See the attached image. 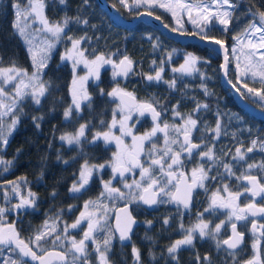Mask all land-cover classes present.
I'll return each instance as SVG.
<instances>
[{
  "label": "trees",
  "instance_id": "trees-1",
  "mask_svg": "<svg viewBox=\"0 0 264 264\" xmlns=\"http://www.w3.org/2000/svg\"><path fill=\"white\" fill-rule=\"evenodd\" d=\"M109 1L116 5L125 16H132L142 10L141 7L125 9L116 0ZM43 2L44 14L50 22H61L65 17L73 19L70 20L65 32L61 34L63 39L57 41L47 67L43 71L42 78L48 82V91L42 97L39 107L36 108L27 101L21 109L20 107L19 110L14 109L18 112L19 123L8 136L7 145L0 144V154L5 157V161H11V164L2 163L0 167L1 187L12 188L8 182H16V177L19 175L26 177L29 181L42 172V176L32 184L37 207L26 211L25 215L38 220L33 223L34 226L41 225V220L47 219L57 230L63 220L75 218L80 198L85 196V193H72L69 189L78 178L85 161L88 164L98 163L108 156L109 149L100 141L93 143L92 138L95 132L104 131L107 123L112 119L115 103L106 93L115 86L133 93L139 101L154 102L157 110L164 114L168 112L164 108L173 105H177L180 112L186 114L191 112V108L196 107L197 103L206 104L208 107L200 109L196 115L198 117L207 114L212 119L211 123L206 119H200L203 124L201 127L209 126L210 128L215 124V119L220 118L221 135L215 142L213 150L224 162H230L233 165L236 175L227 179L228 175L219 162L208 163L211 168L210 176L216 177L215 180H208L209 188H214L226 179L230 187L236 189L240 183L236 176L246 170L247 164L264 163V151L260 149H254L251 153L246 152L245 161L233 160L237 147H241L243 151L251 147L254 139L264 141V120L251 115L236 104L229 88L221 82L222 60L213 49L189 41L178 42L147 21L137 22L130 27L118 26L96 0H88L87 4H84V0H66L65 4H61L59 0H43ZM15 3H18L19 7H24L29 4V0H0V68L15 64L18 68L31 71L32 61L27 48L22 37L13 29L15 15L13 4ZM233 3L236 7L231 10L232 19L228 25V31L216 32V36L222 37L227 45L233 41V37L242 25L252 20L259 21L255 13L264 11V0H233ZM150 11L158 15L168 26H173L166 12ZM76 17L81 20L86 19L88 23H77L74 19ZM186 31L190 33V30ZM68 37L73 39L87 37L81 41V48L89 59L103 54L116 61L122 55H126L134 61L135 67L125 80L114 79L109 67L102 69L99 79L90 78L86 89L88 93H92L91 101L82 107V115L77 114L73 107L71 117L62 127V113L72 104L70 82L73 67L70 60H61L66 50L71 48ZM188 53L199 58L195 70L190 74L173 72V68L184 64ZM162 61L163 79L148 81L145 76L154 75L155 71L161 67ZM83 70L80 68L79 72ZM173 79L176 80V87L169 88L166 82ZM101 89L104 91L103 96L100 94ZM205 89L208 95L205 94ZM243 96L257 105L249 96L245 94ZM34 116L43 117L38 121L39 128L33 122ZM10 117L11 114L8 115L11 121ZM101 121H104L103 125ZM80 122L88 125L81 144H66L65 147L63 146V151L57 150L54 145L50 155L46 157L51 130L54 131L55 137L64 131L74 133ZM57 153L64 155L60 160H65L67 163L58 160L60 156L58 159L55 158L54 155ZM252 173L264 178V169L254 168ZM6 191L9 196L13 193L11 189ZM204 200L206 197L200 192L194 199V207L197 208ZM71 204L76 206L69 210ZM150 216L155 223L139 225L133 235V245H136L140 252V264H177V261L172 260L168 255L167 247L181 235L182 231L179 227L181 223L185 228L188 227L197 220V214L186 217L177 213L172 214L171 221L166 226L160 222V219L166 216L160 208L155 209ZM144 217L147 219L148 216ZM226 234L227 230L223 229L220 239ZM196 237L194 246L184 247L178 251V264H197L196 256L203 258L205 254L211 257L212 264H244L256 254L249 243L250 236H247L246 242L237 250L235 258L225 251L218 252L215 241ZM117 251L115 257H112L113 264H136L132 249L122 247ZM259 252L260 259L264 261V237H262Z\"/></svg>",
  "mask_w": 264,
  "mask_h": 264
},
{
  "label": "snow or ice",
  "instance_id": "snow-or-ice-1",
  "mask_svg": "<svg viewBox=\"0 0 264 264\" xmlns=\"http://www.w3.org/2000/svg\"><path fill=\"white\" fill-rule=\"evenodd\" d=\"M59 2L61 4H65L66 0H59ZM87 3L88 0H84V4ZM118 3L124 8L130 7L128 0H118ZM212 3L216 5V9L214 11L206 4L201 6L198 3H183L181 0H176L175 4H159L158 6L164 7L168 11H173L175 7H179L181 10L188 11L190 18L192 10L195 9L203 23H198L197 19H192L191 22L196 28H199L201 33H205V35L201 36V39L209 38L212 43L219 45L220 48L224 50L225 64L221 65V67L227 69L229 58L225 42L213 37H207L205 29L210 28L212 26V21L216 20L220 25H223V31H228V25L232 19V12L230 9H234L236 5L233 3V0H212ZM141 4L147 5L151 8L157 6L158 0H132L131 7H138ZM13 8L15 9V22L13 23V29L20 37L24 38L25 42L28 44V51L32 59V66L34 70L29 73L26 69L18 68L15 64L8 68H0V142L5 145L8 143V136L12 134L16 125L19 123L18 112L14 111V109L19 110V102H21L26 96H31L34 103L39 105L41 103V98L46 95L48 91V82L43 81L41 77L50 59L48 53L55 46L56 40L63 39L61 34L65 32L70 20L73 19L65 17L61 22H50L44 15L45 4L43 0H35V2H33V0H29L28 9L23 10L28 13L27 16H22V10L20 9L18 3L13 4ZM148 14L151 15L150 12ZM173 15L175 16L174 11ZM254 15H258L259 24L253 22L244 30L242 36L233 37L236 44L241 47L238 49L234 46L232 49V55L237 60V83H240V76H246L250 73L253 79L258 77L261 85L264 86V51H260L261 49H264V11H258ZM33 16H35L39 23L43 25V31L50 33L51 37L54 38L53 42L47 43L46 49H41L42 54L39 57H37L36 52L33 50L31 40L26 34V28ZM74 19L77 23H88L86 19L81 20L79 17ZM157 19H159V17H157ZM68 39L71 41V48L66 50V53L61 56V60L73 61L74 76L72 80V87L70 88L72 104L66 108L63 113L65 119H69L71 117L73 107L76 112H79L81 110L82 102L91 101V96L85 87V82L89 77L99 79L100 69L105 64L112 65L114 69V77L121 75L127 76L130 72H132L134 65V61L126 55L119 61L118 64L103 54L97 55L93 59H89L84 50L81 48V41L87 39V37H81L80 39L68 37ZM244 46L247 47V51L244 50ZM238 51L242 53L245 59L244 69L242 72L240 71L241 58L237 55ZM257 57H259V59H257ZM198 59V57L188 53L185 56L184 64H181L178 68H173L172 71L175 73L190 74L193 70H195V65ZM81 63L88 70L86 76H78L75 74L76 66ZM163 72L164 67L162 61L161 67L155 71V74L146 75L145 78L148 81H161L163 79ZM166 83H168L169 88L176 87L175 79L167 81ZM12 85H14V88L10 92L7 88ZM233 86L235 87V85ZM243 87L247 88V92L249 94L258 97L261 102H264V87L257 90L255 88L247 87L246 83ZM237 91H240V89L238 88ZM100 94L101 96L104 95L103 89H101ZM205 94H209L207 89H205ZM107 96L113 98L114 100H118L119 103L116 108L113 109L112 120L107 124V129L105 131H97L93 135L92 142L95 143L102 140L105 145L114 143L116 151L113 153L112 160L104 164L89 165L88 162L85 161V163L81 166L78 180L73 182L69 191L72 193H80L82 189L89 184L94 170H102L106 167H111L113 179H115L118 175L124 181L123 187L128 189V191L124 192L120 188L113 187L112 180H101L104 189V191L100 193L101 197L107 194L108 197L113 200H128L129 203L142 201L147 205H155L161 202L158 199V196H169L172 202L182 205L185 209H188L190 207L193 190L197 187L205 188L206 180L216 179V177L209 175L211 168L206 169L202 164L192 169L190 180L184 172H179V174H177L179 167L182 164V155L186 153L188 156H192L194 151L199 150L203 145V138H201V143L193 142V132L198 129V121L193 117L200 109H206L208 106L206 104L197 103L196 108L193 109L191 113L182 115L178 111L177 105H173L174 116H179L183 123L181 125H170L165 122L161 125V111L157 110V105L154 102L149 100L137 101V98L132 93L126 92L119 87L113 88L107 93ZM261 106L264 107V103H262ZM9 114H11V122L10 124H7L3 117ZM145 115L151 116L153 127L150 131L144 133L143 135L137 136L133 132L134 125L129 122L133 120L134 117H143ZM117 116H119V119ZM32 119L35 126L39 128L40 124L38 121L42 120L43 117L34 116ZM101 124L103 125L104 121H101ZM117 127L120 133L119 135L113 132V129ZM87 128L88 125L86 123L81 124L74 133H65L60 137V139L69 145H79L82 142V138L85 137ZM207 130L215 134L213 137L214 139L218 138L221 135L220 121L217 120L215 128ZM157 133L163 134L164 145L162 148H158L153 142V137H156ZM172 133L176 134L174 138L171 135ZM126 136L131 137V145L127 144L125 141L124 137ZM181 137H183V139H181ZM145 142L152 143V147L147 151L150 161L147 163V166H145V162L141 159L142 154L145 153ZM173 145H178L179 150H176ZM257 147H259L261 151H264V141L254 139L251 142V147H248L243 151L241 147H237L235 149L233 160L245 161L246 152L251 153ZM17 151H19V149ZM225 155H227V153ZM200 157L201 159L207 158V160L212 161L213 164L219 162L229 176L236 175L233 171V165L230 162H224L221 157L215 154L212 147H207V151L200 152ZM0 163L11 164V161L0 160ZM155 167H158L159 172L161 173L159 178L153 175ZM137 168L140 170L141 181H149L146 185L135 179L132 183H128L126 181L125 173L132 172L133 169ZM254 168L264 169V163L247 164L246 170L239 176H236L238 181L246 182L243 186V191L233 192L229 186L225 184L223 191L227 193L226 196L220 195L219 191L213 193L211 203L204 211L210 212L216 209L227 210L225 220H221L213 227L211 226L210 221H205L202 218L203 213H198V222L193 226L185 228L183 223H181L180 230L183 233L182 238L176 240L167 247V252L172 260L177 261L178 264V251L184 247L194 246V240L197 238V233L200 239L207 238L215 241V247L218 252L225 251L229 256L235 258L236 252L242 245L245 235L243 232L238 230V222L247 221L249 217L264 218V204L257 202V197H259L260 200H264V182H262L264 181V178L252 174V169ZM173 181H176L175 194L166 191L168 185L172 184ZM8 183L12 185V192L19 197V203L13 206L15 210L24 209L26 207L31 208L34 206L36 199L35 193L29 191L27 197H25L20 192L18 182L9 181ZM246 194L251 197V201L241 206L239 204V200ZM53 195H55V193H53ZM7 198L8 193L5 192V199ZM98 203L99 198L97 201H86L84 204L85 210L80 213L79 217L71 225H66L63 229L65 239H68L71 247L67 248L64 252L56 253V258L63 261L64 264H89V253L87 251L88 241H91L95 245V252L98 254L99 264H109L107 253L110 251L112 235L109 230V235L103 240L102 245L97 241L95 234L104 227L101 223L103 217H97L94 212L89 211L91 207L96 206ZM6 211V208L0 207V220L4 219V213ZM121 211L125 217V224L123 227H119L120 213H117V231L120 233V240L124 241L130 239L129 233L132 230V225L135 224L136 221L133 219L127 206H125ZM82 222L87 223V229L84 231L81 239L76 240L75 238L68 237L66 235L69 228L77 229L81 226ZM148 223L150 224L151 221ZM164 223L167 225L169 220L166 218ZM228 225H230L231 228V235H229L226 239H220L222 230ZM44 228H48L47 221L45 222ZM55 231L56 229L54 226L51 228V231L41 230L36 233L32 242L38 244L47 236L52 235ZM251 231L254 235L259 231L260 237H264V224L258 225L257 220L252 219ZM60 239L59 235L55 237V240L57 241ZM0 245L6 246L9 252H14L18 249L21 257H31L32 260H39L40 264H46L45 257L38 256L36 252L32 250L30 244L20 238L19 232L17 231L14 223L0 225ZM12 246H14V248ZM259 246L260 238L257 237L252 245L256 254L251 260L247 261L246 264H264V261L260 259ZM132 254L136 264H140V252L135 246L132 248ZM196 261L197 264H212L211 257L208 254H205L203 258L197 255ZM5 264H24V261L9 257L5 261Z\"/></svg>",
  "mask_w": 264,
  "mask_h": 264
},
{
  "label": "flooded vegetation",
  "instance_id": "flooded-vegetation-1",
  "mask_svg": "<svg viewBox=\"0 0 264 264\" xmlns=\"http://www.w3.org/2000/svg\"><path fill=\"white\" fill-rule=\"evenodd\" d=\"M110 68V67H109ZM111 69H113V67H111ZM92 93H89V95L92 98ZM107 94V93H106ZM110 98V97H109ZM42 99V98H41ZM114 103H115V108L117 106V104L119 103L118 100H114L113 98H110ZM30 102L33 104L34 107H39V105L35 104L34 101L32 99L29 98L25 99L24 102L22 104H24L25 102ZM85 103H88V101H84L81 103V109L84 106ZM22 106V105H20ZM21 108V107H20ZM196 107L194 106L192 109H195ZM166 111H168L166 114H164L163 112H161V117H160V123L161 125H163V123L167 122L170 125L171 124H175V125H181L183 123V121L180 119L179 116H174L173 114V106H169V107H165L164 108ZM65 111V110H64ZM159 111V110H158ZM178 111L180 112L179 108ZM191 111V112H192ZM189 112V113H191ZM64 113V112H63ZM62 113L61 119H62V127L65 126L67 119L64 118ZM83 114V110H80L79 112H77V114ZM182 114V112H180ZM188 112L186 114H182V115H187ZM113 116V114H112ZM117 118L119 119V116H117ZM195 119H197L198 121V129L195 130L193 132V142L194 143H201V138H203V145L201 146V148L199 150H195L194 154L192 156H188V154H183L182 155V164L179 167V171L177 172V174H179V172H184L186 174V176L189 178V180L191 179V172L193 168L198 167L199 165H203L205 168L208 166V161H206V163H201L199 162V160L201 159L200 157V152L203 151H207V147H212L214 146L215 142L218 140V138H213L214 137V133L211 131H208L207 129H212L215 128L217 120H220L219 117H217L215 119V124L212 125V127L208 128L207 127H201V125L203 126V124L201 123L200 119H206L208 120L209 123H211V119L212 117L205 114L202 116H198L196 115V113L194 114ZM112 120V119H111ZM111 120L108 122L110 123ZM107 123V124H108ZM130 124L134 125L133 127V132L139 136V135H143L144 133L150 131L153 127V121L151 119L150 115H145L143 117H134L133 120H131L129 122ZM35 124V123H34ZM40 124V123H39ZM81 124H85V122H80L78 124V128ZM221 124V123H220ZM56 125V123L54 124V126ZM107 129H104V131ZM113 132L117 135H119V130L118 127L113 129ZM68 133L67 131L62 132V134H59V136L55 137L54 131L51 130L49 138H48V145H47V152H46V157H48L51 153L52 148L55 147L57 148V150L59 151H63V146L65 147V145L67 143H65L64 141H62L60 139V137L65 134ZM96 133V132H95ZM173 136V138L175 137V133L171 134ZM155 138L158 139V141L155 140ZM84 138H82L83 140ZM125 141L127 142V144L131 145L132 144V139L131 137H124ZM181 139H183V137H181ZM100 142H102V144H104V142L102 140H100ZM153 142L157 145L158 148H162L164 145V137L162 133H158V137H153ZM105 145V144H104ZM108 149H109V153L108 156L105 160L100 161L98 163H91V164H95V165H99V164H103L106 162H109L112 160V156L113 153L116 151V146L114 143L110 144V145H105ZM152 147V143L151 142H145V153L142 154L141 159L142 161L145 162V166H147V163L150 162L149 161V157L147 155V151L148 149H150ZM173 147L176 150H179L178 145H173ZM60 156V158L58 159V157ZM55 158H57L58 160H60L61 158L64 157V155H60L59 153L54 155ZM199 159V160H198ZM207 158H204V160H206ZM0 160L5 161V157L3 155L0 154ZM62 163H65V160H60ZM170 162V161H168ZM207 164V166H206ZM211 164V163H209ZM2 163H0V167H1ZM110 169V172L108 173V171L106 172H101V170H99L97 173H94L92 178L90 179V182L88 185L85 186L84 189H82V191L80 193H85V196H82L80 198V202H79V209L75 215V218L73 219H66L63 220L62 224L60 225V227L54 232L52 233V235L47 236L44 240L40 241L38 244L37 243H33L32 241L34 240V237L36 235L37 232L41 231V230H45V231H51L52 225L51 223L47 220V219H43L41 220L42 224L41 225H37L34 226V222L38 221L34 218H29L26 217V211L28 210H33L36 209L37 205L36 202L34 204L33 207L31 208H24V209H20V210H15L13 208V206L17 203H19V197L13 192L10 196L8 195V198L5 199V192H7V189H11V187H1L0 186V207H4L7 209V211L4 213V219L0 220V225H5V224H10V223H14L15 227L17 229V231L19 232L20 238L23 239L25 242H28L32 248L33 251L36 252L37 255L42 254L43 252L51 249V248H58L61 251H65L67 248H70L71 245L69 244V242L65 239V233L63 231V229L65 228L66 225H71L80 215V213L83 210L84 204L86 201H94L97 198L101 197L100 193L102 191H104L103 189V185L101 183V180L104 181H108V180H112V186L116 187V188H120L122 191L127 192L128 189H125L123 187V183L124 181L117 175L115 177V179H113V173H112V169L111 167H107ZM207 169V168H206ZM154 174L157 178H159V176L161 175V173L159 172V168L155 167L154 168ZM254 175H257L256 173H252ZM210 175V172H209ZM42 176V172H40V174H38L34 179H30L29 181H27L26 177L19 175L16 177V182L19 183L20 186V192L27 197V194L29 191L34 193V190L32 188V184L36 179H39ZM258 177H260L259 175H257ZM125 179L128 183L132 182L134 179L137 181H141V176H140V170L137 169H133L132 172L129 173H125ZM97 181V182H96ZM143 184H147L149 181H141ZM208 180L205 181V188H195L193 191V195H192V200L190 203V207L188 209H185L182 205H178L175 202H172L170 200L169 196H159L158 199L161 201L157 204H155L154 207L152 208H146L144 205L140 204L139 201H135L132 203H129L128 200H121V199H110L108 197L107 194H105L103 196V204L109 208H112V213L111 215L107 216V217H103V219L101 220V223L104 225V227L98 231L95 235L97 238V241L99 243H103V240L109 235V230L110 233L112 235V242H111V246H110V251L107 253V257H108V261L109 264H113L112 259L115 257V253H117L118 249L121 250L122 247H129L130 249L133 248V246H135L137 249L138 247L136 245H133V235L135 234V232L137 231V227L140 225H153L155 223L154 219L150 216L155 212V209L160 208V211H162L163 213H165L166 216H164L162 219H160L161 223H164V220L167 218L169 220V222L171 221L172 218V214H180L181 216L183 215V217L185 216H189L191 214H197V211L200 210H204L205 205L208 206L207 204V199L209 196V190H208V184H207ZM239 185L236 189H232V187L230 188L231 191L236 192V191H243V186L245 185L242 181H239ZM264 182V181H262ZM175 183L176 181H173L172 184L168 185L166 191H169L171 193H173L174 189H175ZM163 184V182H162ZM237 185V184H236ZM202 192L203 196L206 197V200L203 201V203H199V206L197 208L194 207V199L195 197ZM78 193V194H80ZM209 201V199H208ZM251 201V197L249 195H245L242 196L239 200V204L241 206H243L244 204H247ZM258 203L264 204V200H260L258 201ZM77 204V203H76ZM76 204H71L72 208L73 206H76ZM124 204H128L130 207V211L132 213V215L139 220V223L133 228L131 235H130V240L126 243H121L119 240V236L116 234L114 228H113V219H114V212L115 209L121 205ZM82 209V210H81ZM81 210V211H80ZM91 211V210H89ZM215 211L221 213V214H225L227 215V210L224 209H216ZM213 211L214 215L218 214L217 212ZM223 211V212H222ZM97 216V214H96ZM144 216H148L147 219H145L146 217ZM99 217V216H97ZM252 217H249V219L247 221H240L238 222V229L240 231H242L245 234L244 237V243L246 242V240L248 239L247 236L249 237V243L251 245H253L254 241L256 240L257 237L260 238V243L262 240V237L258 236L256 233L255 235L252 233L251 231V223H252ZM256 220L258 221L259 224H264V218H256ZM48 222V228L45 229L44 225L45 222ZM151 221V223L149 224L148 222ZM44 224V225H43ZM165 224V223H164ZM166 226V225H165ZM180 227V226H179ZM87 229V223L86 222H82L81 226L78 227L77 229H71L69 228L68 233L66 234L68 237H72L75 238L76 240H79L83 237V233L84 231ZM224 229L227 230V234L225 236H223L221 239H223L224 237L228 236L230 233V225L229 227L226 226ZM57 235H61L60 238L65 239V242L62 244L61 241H55V237ZM183 234L181 233V235L174 239L170 245L175 242L176 240L182 238ZM54 238V239H53ZM88 259H89V264H99L98 261V254L95 252V245L91 242L88 241ZM118 244V245H117ZM13 247V246H12ZM14 248V247H13ZM116 249V250H115ZM169 255V254H168ZM12 258V259H21L24 261V264H37L34 260L30 261L28 259H26L25 257H21L19 255V250L16 249L14 252H9L8 248L6 246H2L0 245V264H5V261L8 258ZM113 257V258H112ZM253 257H251L249 260H251ZM70 259V257H69ZM64 264V263H63Z\"/></svg>",
  "mask_w": 264,
  "mask_h": 264
},
{
  "label": "rangeland",
  "instance_id": "rangeland-1",
  "mask_svg": "<svg viewBox=\"0 0 264 264\" xmlns=\"http://www.w3.org/2000/svg\"><path fill=\"white\" fill-rule=\"evenodd\" d=\"M33 2H35V0H33ZM116 2H118V0H116ZM175 2H176V0H158L157 6H154V7L149 8L147 5H144V4H141L138 7H131L132 0H128V3L130 5V7L129 8H125V9H138V8L141 7L142 10H147V11L155 10V11L160 12V13H165L166 12L167 14H169V17H170V19L172 21V25L173 26L171 28H174L176 30H179L181 32H186V33L188 32L186 30H190V33H192V34L195 33L196 35H199V36L205 35V33H201L200 30H199V28H196L193 25V23L191 22L192 19H197V22L198 23H201V24L203 23V21L199 18L198 13L195 11V9L192 10L191 18H190L188 11L181 10L179 7H175L173 9V11L175 12V16H174L173 15V11H168L166 8L158 6L159 4H169V3L175 4ZM181 2H183V3H189V4H197L198 3L201 6H203V5L206 4L213 11L216 9V5H214L212 3V0H181ZM28 6H29V4L26 5V6H24V7H20V9L22 10V16H27L28 15L27 12H24L23 11L24 9H28ZM231 10L232 9H230V11ZM14 11H15V9H14ZM14 22H15V15H14ZM253 22L259 24V21H253L252 20V21H250V22L242 25L241 26V29L239 30V32H237L235 34V36H237V37L242 36L243 33H244V30L246 28H248L249 25L251 23H253ZM217 31H223V25H220L218 23V21H216V20H213L212 21V26L210 28L205 29V32L207 34V37H215V38H218V39L223 40L222 37L216 36V32ZM26 34L28 35V38L31 40V43H32V46H33V50L36 52L37 57H39L42 54L41 53V49H46L47 43L53 42V40H54V38L51 37L50 33H47L45 31H43V25H41L39 23L38 19L35 18V16H33L32 19L29 21L28 27L26 28ZM257 35H259V34H257ZM22 39H23V42H24V44H25V46L27 48V51H28V44L25 42V39L24 38H22ZM57 41L58 40L55 41V46H56ZM55 46L48 53L49 57H51V54H52L53 50L55 49ZM234 46H236L238 49L241 47L240 45H237L236 44V41H234V40L227 45V47H228V56H229L228 78L235 84V86L237 88L240 89L241 92H243V94L249 96L258 106L262 107L261 105L264 102H261L258 97H255L254 95L249 94L247 92V88L243 87V85L246 83L247 84V87L255 88L257 90L262 89V87H264V86L261 85L258 77L256 79H253L251 77V74L249 73L246 76H240L239 77L240 83H237V80H238V70H237V66H236L237 65V60L232 55V49H233ZM244 50L247 51V47L246 46H244ZM260 51H264V49H261ZM28 53H29V51H28ZM237 55L240 56V58H241L240 59V64H241L240 71L242 72L243 69H244L245 59H244L242 53H240L239 51L237 52ZM29 56H30V54H29ZM30 59H31V56H30ZM257 59H259V57H257ZM31 61H32V59H31ZM70 62H71L72 67H73V61H70ZM107 65L112 66L111 64H107ZM104 67H106V64L101 69H103ZM3 68H8V67H3ZM80 68H83L84 70L79 72V69ZM33 70L34 69H33V66H32L31 71H28V70L27 71L29 73H31ZM87 71L88 70L81 63V64H78L76 66V73L75 74L78 75V76H86L87 75ZM111 71H114V70H111ZM73 76H74V73H73L72 78H71L70 88L72 87ZM90 78H92V77H89L88 80ZM42 80L45 81V79H43V78H42ZM87 81L85 82V87H87ZM116 87H119V86H115L114 88H116ZM13 88H14V85H12L11 87H8L7 90L11 92ZM29 98L32 99L31 96H26L22 101L24 102L25 99H28L29 100ZM71 98H72V95H71ZM7 102H10V101H7ZM23 102H19V107H22L20 105H23L22 104ZM262 108H264V107H262ZM3 119H4V121L7 124H10L11 121L8 119V115L7 116H4ZM157 137H158V133H157ZM155 140L158 141L157 138H155ZM0 144H3V143L0 142ZM256 149H260V148L257 147ZM206 161H208V163H211V164L213 163L212 161H209L207 159L206 160H204V159H200L199 160V162H201V163H204V162L206 163ZM89 165H95V164L89 163ZM206 166H207V164H206ZM206 168H210V166H207ZM99 170H101V169L94 170L93 174L94 173H97ZM106 171H108V173H109L110 172V169L106 167V168H104V169L101 170V172H106ZM154 173L155 172L153 171V174ZM224 175H225V173H224ZM230 177H232V176H229L228 175L226 178L229 179ZM78 178H79V175H78ZM78 178L76 179V181L78 180ZM130 183H132V182H130ZM225 184H227L229 186V188H231L230 187V184H229V181L226 180V179H223L214 188H209V185H208V190L210 192L209 193V196L210 197H208L209 201L207 199L208 206L205 205L204 210H205V208H208L209 207V204L211 203V198H212L213 193L219 191L220 195H222V196H226L227 195V193H225L223 191V187H224ZM97 199L94 200V201H97ZM102 202H103V197H99V203L96 206L91 207L89 210H91L92 212H94L95 214H97V216H99V217H107V216L111 215L112 208H109V207L105 206ZM70 208H72V206L71 207L69 206V210H70ZM84 210L85 209L83 207V210L82 211H84ZM204 210H201V213H203V217L202 218L205 221H210L211 222V226H213V227L215 226V224L219 223L221 220H225L226 219V216L227 215H225V214H221V213H219V212H217V211L214 210L215 212L218 213V214H215L214 215L213 214L214 213L213 211L205 212ZM198 213H200V210L197 211V216H198ZM197 222H198V217H197V220L196 221H193L188 227L193 226ZM228 227H229V225H228ZM196 236H198V233L196 234ZM60 237H61V235H60ZM66 240L68 241V239H66ZM60 241L63 244L65 242V239L62 240V238H61Z\"/></svg>",
  "mask_w": 264,
  "mask_h": 264
},
{
  "label": "water",
  "instance_id": "water-1",
  "mask_svg": "<svg viewBox=\"0 0 264 264\" xmlns=\"http://www.w3.org/2000/svg\"><path fill=\"white\" fill-rule=\"evenodd\" d=\"M96 1H97V3L101 7H103L108 12V14L110 15L112 21L115 24H117L118 26H121V27H130V26H132V25H134V24H136L137 22H140V21L151 22L155 26H157L161 31H163L167 36L175 39L178 42H188L189 41V42L197 43V44H199L201 46H206V47H208L210 49H213L215 52H217L220 55L221 60H222L221 65H224L225 64V52H224V50H222L219 45L212 43L211 42V39H209V38L201 39V36H199V35L192 34V33H184V32L178 31L176 29H173V28L169 27L166 23H164V21L159 16H157L154 13H152L150 11H147V10H142V11L138 12L137 14H135L133 16H125L109 0H96ZM149 12L151 13V15L148 14ZM157 17H159V19H157ZM213 38H215V37H213ZM216 39H218V38H216ZM225 46L228 49L226 42H225ZM227 55H228V52H227ZM124 56L125 55H122L118 59V61L116 63L118 64L119 61ZM228 58H229V56H228ZM133 70H134V65H133ZM228 70H229V62L227 63V69L222 68V67L220 68L221 82H222V84L224 86H226L227 88H229V90L231 92V95H232L234 101L236 102V104L239 107H241L242 109H244L245 111H247L248 113H250L251 115H253V116H255V117L259 118V119H263L264 120V109H262L260 107H257L256 105H254L253 103H251L250 101H248L242 95V93L240 91H237L238 88L236 86L234 87L233 86L234 83L232 81H230V79L228 78ZM129 74L127 76H123V75H121V76H115L114 78L116 80H118V79L124 80V79H126L129 76ZM243 183L246 184V182H243ZM175 193H176V188L173 191V194H175ZM258 201H260V198L259 197H257V202ZM139 202H140V204L144 205L146 208H152V207L155 206V205H147V204H144L142 201H139ZM125 206L128 207V210L131 213L129 205L128 204H124V205H121V206H119V207H117L115 209V214H114V219H113V228H114L116 234L119 237H120V233H119V231H117V227H118L117 213H120L119 227H123L124 224H125V217H124V215H123V213H122L121 210ZM131 215H132V213H131ZM132 217L136 221V223L132 225V230H133V228L139 223V220H137L133 215H132ZM252 218H254V219H256V218L258 219L259 218L260 219L261 217H252ZM258 225H259V223H258ZM251 227H252V223H251ZM132 230H131V232H132ZM131 232L129 233V236L131 235ZM256 234L258 236H260V232L259 231L256 232ZM229 235H231V228H230ZM227 237H225L224 239H226ZM244 237H245V235H244ZM119 240H120V238H119ZM129 240L130 239L124 240V241H121L120 240V242L121 243H126ZM243 243H244V240H243ZM60 252H63V251H61L58 248H51V249L43 252L42 254H40L38 256H44L45 257V260H46V264H63L64 263L63 261H60L59 259L56 258V253H60ZM48 254H51V255H48ZM25 258L28 259V260H30V261H33L31 259V257H25ZM34 261L37 264H40L39 260H34Z\"/></svg>",
  "mask_w": 264,
  "mask_h": 264
}]
</instances>
